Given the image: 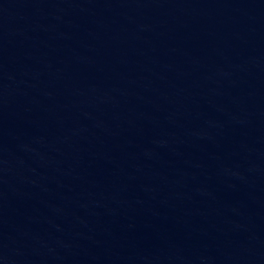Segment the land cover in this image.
Masks as SVG:
<instances>
[{"label":"water","instance_id":"1","mask_svg":"<svg viewBox=\"0 0 264 264\" xmlns=\"http://www.w3.org/2000/svg\"><path fill=\"white\" fill-rule=\"evenodd\" d=\"M0 264H247L110 174L0 123Z\"/></svg>","mask_w":264,"mask_h":264}]
</instances>
